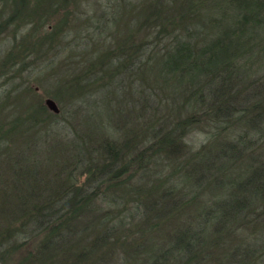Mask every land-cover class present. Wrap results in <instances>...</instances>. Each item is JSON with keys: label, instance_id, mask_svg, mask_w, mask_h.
Masks as SVG:
<instances>
[{"label": "trees", "instance_id": "16d2710c", "mask_svg": "<svg viewBox=\"0 0 264 264\" xmlns=\"http://www.w3.org/2000/svg\"><path fill=\"white\" fill-rule=\"evenodd\" d=\"M203 5L212 10L209 17L208 11L200 13ZM140 18L148 20L150 39L129 42L127 36L116 46L123 51L122 59L112 63L124 72L125 65L120 66L124 60L148 65L153 59L160 80L148 77L150 89L149 83L156 87L141 91L140 97L162 98L163 80L172 81L176 87L172 89L187 100L179 110H189L188 114L156 124L160 120L149 113L143 122L148 142L139 147L136 157L131 156L140 146L135 135L116 144L107 137L96 141L86 133L75 156L63 163L61 155L32 158L25 150L9 154L11 159L0 158V212L8 218L15 216L18 225L5 233L0 229V241L15 237L21 245L35 242L38 255L45 258L41 264H93L106 247L128 240L126 216L159 217L168 211L165 216L174 217L183 205L197 201L196 194L186 197L187 189L169 186L157 194L144 189L142 204L113 220L114 212L103 205L113 199L115 203L118 196L113 191L121 184L127 186L130 168L137 165L142 172L145 162H163L173 174L192 182L194 192L205 184L212 191L230 186L224 197L212 199L214 206L196 202L200 205L195 207L205 210L201 224L194 225L199 217L190 210L187 222L179 225L174 240L185 257L174 253V264H186L193 256L203 258L213 245H223L228 251L219 264H240L241 245L231 235L246 226L256 229L253 247L259 249L258 263L264 264V0H167L161 7L148 4ZM114 54L111 50L106 57H120ZM38 121L31 114L25 123L31 126ZM189 125H205L214 132L204 148L185 157L181 134ZM230 130L232 135L227 137ZM242 157L252 161L238 165ZM234 167L243 178L234 180ZM232 242L236 246L231 250Z\"/></svg>", "mask_w": 264, "mask_h": 264}, {"label": "rangeland", "instance_id": "374dc122", "mask_svg": "<svg viewBox=\"0 0 264 264\" xmlns=\"http://www.w3.org/2000/svg\"><path fill=\"white\" fill-rule=\"evenodd\" d=\"M148 4L161 7L167 0H0V158L11 159L9 154L25 150L32 158L54 154L52 159H55L61 155L63 163L78 151L81 136L86 141V133L94 135L92 138L96 141L107 137L116 144L135 135L134 140L140 146L135 147L131 156L136 157L139 147L143 148L148 142L143 122L149 113L160 120L156 124L188 114L189 110H179L187 100L172 89L176 88L172 81L163 80L162 98L152 101L140 97L141 91L146 93L156 87L149 83L153 88L150 89L146 83L150 78L155 82L160 80L153 59L148 65L143 61L134 65L132 59L127 63L124 60L123 64L119 63L122 68L125 65L124 72L121 68L116 70L112 63L122 59L123 51L116 46L127 36L129 42L150 39V30L146 29L148 20L139 19ZM206 12L209 17L212 10L203 5L200 13ZM200 26L207 27L202 21ZM200 33L202 35L201 29ZM126 49L123 48L125 52ZM111 50L120 57H106ZM145 59L146 52L142 56V60ZM46 98L54 100L57 112L47 107ZM31 114L40 121L29 126L30 122H25ZM20 118L24 121L18 124ZM231 130L227 137L232 135ZM213 132L205 125H189L181 134L186 148L183 156L204 148ZM180 159L184 157L180 155ZM241 161L243 163L238 165L252 159L242 157ZM165 164L145 162L148 171L142 172L137 165L130 168L127 186L121 184L113 191V196H118L115 203L113 199L112 203L103 205L114 212L113 220L134 209L137 203L142 204L141 196L146 195L144 189H152L154 194L169 186L187 189L186 197L196 194L197 201L183 205L174 212L177 215L174 217L165 216L168 211L159 217L130 214L132 217L127 219L126 216L128 240L123 245L106 247L99 261L93 264H174V253L185 257L184 249L174 240L179 225L187 222L190 210L199 217L194 225L201 224L205 210L195 207L200 205L196 202L214 206L213 200L224 197L230 186L212 191L210 185L206 188L205 184L200 192H194L192 182L173 174L171 166ZM237 171L234 167V180L244 177L241 170L235 174ZM123 177L126 176L121 179ZM14 218L0 212L1 233L9 228L17 229ZM247 227L231 237L237 236L235 244L241 245L240 264H259V249L253 247L256 229ZM105 237L109 238L107 234ZM15 240L11 237L0 241V264H41L44 261L45 258L38 255L35 242L21 245L22 242ZM200 241L199 237L198 243ZM235 244L232 242L231 250ZM227 252L223 245H213L203 258L193 256L186 264H219L220 257ZM28 258L30 263L26 262Z\"/></svg>", "mask_w": 264, "mask_h": 264}, {"label": "water", "instance_id": "95a60500", "mask_svg": "<svg viewBox=\"0 0 264 264\" xmlns=\"http://www.w3.org/2000/svg\"><path fill=\"white\" fill-rule=\"evenodd\" d=\"M45 104H46L47 107H48L49 109H51L52 111H54V112H57V111H58V108H57V106H56V104H55V102H54L53 99H51V98H46V99H45Z\"/></svg>", "mask_w": 264, "mask_h": 264}]
</instances>
